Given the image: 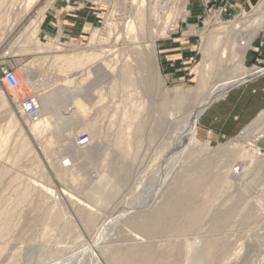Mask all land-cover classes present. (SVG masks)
Segmentation results:
<instances>
[{
    "label": "rangeland",
    "instance_id": "obj_1",
    "mask_svg": "<svg viewBox=\"0 0 264 264\" xmlns=\"http://www.w3.org/2000/svg\"><path fill=\"white\" fill-rule=\"evenodd\" d=\"M263 24L264 0H0V264H264Z\"/></svg>",
    "mask_w": 264,
    "mask_h": 264
},
{
    "label": "bare ground",
    "instance_id": "obj_2",
    "mask_svg": "<svg viewBox=\"0 0 264 264\" xmlns=\"http://www.w3.org/2000/svg\"><path fill=\"white\" fill-rule=\"evenodd\" d=\"M165 2V1H164ZM155 5V4H154ZM258 10H260L261 9V6H259L258 8H257ZM141 10V9H140ZM33 30H30V33H29V38H34L33 37ZM36 37V36H35ZM67 58V57H66ZM60 63H62V65H61V67L63 66H66L67 64L68 65H73V67H75L76 65L77 66H79L78 64H80L81 62H79V60H78V58H70V59H66V60H61V62ZM257 73V72H256ZM76 75V74H75ZM254 75H255V73H254ZM254 75H243V76H240V77H237V78H233V79H229V80H227V81H225V82H223L222 84H220V85H218L217 86V88H216V92L213 94V96H212V98L209 100V101H207L206 103H205V105H204V107L206 108L209 104H210V102L212 101V99H214V97H217V96H219V95H222L223 94V92H225V91H227V89L228 88H230V87H232V86H235L236 84H239V83H241V82H243V81H246V80H248V79H250V78H252V76H254ZM149 82V81H148ZM18 88V87H17ZM221 97V96H220ZM218 98V97H217ZM216 99V98H215ZM41 102V105H42V109L43 110H46V111H49L50 113H52L53 112V110H54V101H53V99L51 98V97H45V98H42L41 99V101L39 100V103ZM35 103H36V105H37V107H38V112H39V106H38V104H37V102L35 101ZM212 103V102H211ZM203 107V108H204ZM79 108V107H78ZM202 108V109H203ZM202 112V111H201ZM59 113V112H58ZM40 114H41V112H40ZM55 114V113H54ZM203 114V113H202ZM57 115V114H56ZM60 115H61V113H60ZM55 116V115H54ZM61 117V116H60ZM194 117V116H193ZM199 117V115L197 114L195 117H194V122L191 124L192 125V131L194 132V129H195V126H196V121H197V118ZM39 118H41L40 116H39ZM39 118L36 120V121H38L39 120ZM63 118V117H62ZM64 119V118H63ZM57 120V119H56ZM70 120V119H69ZM35 121V122H36ZM60 121H62V119L60 120ZM67 121V120H66ZM193 121V120H192ZM192 121H190V122H192ZM188 123V122H187ZM188 128H189V126H188ZM52 130V124L49 122V120H47V119H41L40 121H38L34 126H33V129H32V131H33V134L34 135H36V137L38 136V137H41V136H47V134H48V132H50ZM186 130V129H185ZM189 130V129H188ZM192 132V133H193ZM53 134V133H52ZM50 135V134H49ZM48 135V136H49ZM192 135V134H191ZM190 135V136H191ZM190 136H188L187 137V139L190 137ZM186 138V137H185ZM184 138V139H185ZM42 139V138H41ZM184 139H182L183 141H184ZM186 139V140H187ZM42 141V140H41ZM55 138L54 137H49V138H47V140L45 141V147H47L48 149L49 148H52V147H54V145H55ZM185 143L184 144H186L187 142L186 141H184ZM45 149V148H44ZM0 152H1V146H0ZM1 154V153H0ZM64 165V164H63ZM71 167H73V166H71ZM69 168V167H68ZM237 169H235L234 168V170H233V172H235ZM28 198V197H27ZM88 208H89V206H88ZM89 215H91V216H93V212L92 211H90V212H87ZM10 216V213H4V214H2L1 215V217H3L4 219H6L7 217H9ZM111 223V222H110ZM109 222L107 223V222H105L104 224H103V228H102V231L100 232V237H99V239L100 238H104V236H105V234H104V232L107 230V228H108V226H109V224H110ZM88 226H92L94 223L93 222H88ZM3 225H4V221H3ZM15 225V224H14ZM110 225H112V224H110ZM19 228V227H18ZM5 228H4V226H3V228H1V230H4ZM107 232V231H106ZM104 234V235H103ZM103 235V236H102ZM102 238V239H103ZM98 240V239H97ZM99 242V241H98ZM98 245V244H97ZM81 252V251H80ZM82 255V254H81ZM202 256V255H201ZM204 258H208L209 256H211V253H210V251H208V253H205L204 255ZM143 260H144V262L142 263V264H147L148 262H149V258H147V257H143ZM71 262V261H70ZM59 263V262H58ZM116 264H132V261H130L128 258H125V259H122V260H118L117 262H116Z\"/></svg>",
    "mask_w": 264,
    "mask_h": 264
},
{
    "label": "built area",
    "instance_id": "obj_3",
    "mask_svg": "<svg viewBox=\"0 0 264 264\" xmlns=\"http://www.w3.org/2000/svg\"><path fill=\"white\" fill-rule=\"evenodd\" d=\"M3 82L11 89H16L19 87L18 78L14 75V73L5 70L3 72ZM21 108L23 112L31 119L37 120L39 118L38 107L35 103V100L32 98H25L21 103Z\"/></svg>",
    "mask_w": 264,
    "mask_h": 264
},
{
    "label": "crops",
    "instance_id": "obj_4",
    "mask_svg": "<svg viewBox=\"0 0 264 264\" xmlns=\"http://www.w3.org/2000/svg\"><path fill=\"white\" fill-rule=\"evenodd\" d=\"M234 1H236V2H243V0H234ZM252 2L254 1V0H251ZM251 5V4H250ZM247 6H249V4L247 5ZM98 8H95L94 6H92V5H90V4H88L87 5V7H86V9L84 10V12L82 13L83 15H88V16H91V15H94V16H101V14L102 13H104L103 12V8L102 7H99V9L97 10ZM255 12V11H254ZM57 16H62V15H60V13H58V14H56ZM260 15V14H259ZM261 16H263V15H261ZM264 27V24L262 25V26H259L254 32H256L257 30H260V29H262ZM227 126H229V125H227Z\"/></svg>",
    "mask_w": 264,
    "mask_h": 264
}]
</instances>
